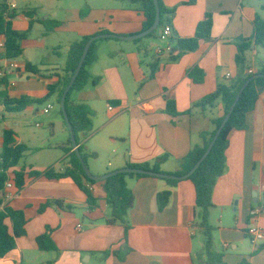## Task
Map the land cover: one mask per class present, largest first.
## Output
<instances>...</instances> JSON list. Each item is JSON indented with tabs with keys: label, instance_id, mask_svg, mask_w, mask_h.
<instances>
[{
	"label": "crops",
	"instance_id": "0c3cea01",
	"mask_svg": "<svg viewBox=\"0 0 264 264\" xmlns=\"http://www.w3.org/2000/svg\"><path fill=\"white\" fill-rule=\"evenodd\" d=\"M192 1L162 0L167 9L175 12L171 24L176 38H193L207 14L214 18L212 39L202 41L196 52L184 54L176 61L168 55H156L155 49L164 46L159 40L160 32L150 38L159 42L154 49L150 41H144L146 38L140 43L119 39L98 41L97 60L88 68L92 79L84 90L74 92L70 98L72 103L85 104L90 110L92 131L87 138L80 136L79 146L86 147L87 164L94 176L127 169L130 164L153 166L161 159L160 169L164 174L176 173L188 154L202 146V135L213 131L212 120L224 115L221 102L206 112L195 109L189 115L188 111L215 93L220 85L229 86L238 78L237 42L254 36L256 18L260 16L264 20V0ZM8 5L11 9L14 4ZM85 5L84 17L81 13L85 10L79 8L66 22L51 18L41 21L39 10L34 17L36 23L31 36L41 27L45 37L62 36L56 46L60 51L53 53L58 60L48 58L43 45L45 38L31 45L34 41L30 36L23 42L24 55L16 61L3 59L4 51L0 49V68L7 74L12 98L45 97L47 86L57 84L58 75H64L71 45L81 38L106 33L132 37L142 33L146 18L139 3L108 0L97 5L90 0ZM18 18L13 21L14 29L27 31L29 18L23 14L26 24L23 30L17 27ZM47 20L59 21L61 25L47 32L44 25ZM14 63L18 70L10 69ZM27 63L38 66L44 76L26 73ZM153 64L158 68L152 77ZM261 66H264V49L254 47L247 53V67L256 72ZM195 68L204 72L201 84L189 77ZM57 100L56 95L47 102L54 101L51 105L54 109L58 105L61 111ZM169 100L176 103L180 116L172 117L166 112ZM34 108L21 113L40 115ZM45 110V115L51 113L46 114ZM1 112L5 126L0 147L5 129L17 134L18 144H25L19 136L20 124L13 122L10 126L6 122L13 118L10 115L20 113ZM60 114L63 118L60 142H51L57 126L50 122L49 135L42 137L45 146L40 152L44 156L21 166L40 172L50 169L63 172L70 167L69 156L60 147L71 140V134ZM127 183L135 204L128 215L130 228L126 236L123 226L108 223L111 210L105 201L103 182L92 187L98 207L89 210L87 196L71 179L28 177L24 188L13 189L11 199L5 203L24 212L27 234L17 239L16 249L0 264H205L204 240L195 227L200 211L196 207L193 183L187 179L174 188L154 178L132 179ZM168 189L172 192L170 204L159 212L157 196ZM49 201H62L73 210L51 206L40 213ZM213 202L210 224L215 229L216 250L224 254V263L264 264V242L254 245L248 235L252 227L264 230V93L247 116V129L235 130L229 136L226 168L215 186ZM260 210V214L254 215ZM48 227L58 253L42 252L38 248L36 240Z\"/></svg>",
	"mask_w": 264,
	"mask_h": 264
},
{
	"label": "trees",
	"instance_id": "16d2710c",
	"mask_svg": "<svg viewBox=\"0 0 264 264\" xmlns=\"http://www.w3.org/2000/svg\"><path fill=\"white\" fill-rule=\"evenodd\" d=\"M121 1H126L131 4L139 3L141 5L146 18L142 33L154 25L156 20V7L154 0ZM159 2L161 7V26L147 38H155L165 24H171V18L175 14L173 10H169L163 5L162 0H159ZM192 3H195V0H193ZM37 13V9H29L23 12V14L29 18V28L24 32L17 31L14 29L13 21L19 16L18 12L15 9H10L8 0H0V45L3 44V59L7 61H16L22 58L25 53L23 42L28 40L31 36L33 27L36 23L34 17ZM86 13L87 10L82 11V17H84ZM44 25L47 32H53L61 25V23L56 20H47L44 21ZM254 25V36L250 39H239L237 42L238 52L236 55V64L239 68L238 78L229 86L220 85L215 93L205 97L188 111L189 115H191L192 111L195 109H200L203 112H206L209 109L216 108L217 103L221 102L224 115L212 120L213 131L202 135V146L195 148L188 154L179 171L169 174L175 177H183L188 175L195 168L208 150L239 92L251 79H253L249 82L241 95L240 101L226 127L223 129L212 152L201 164L200 168L188 179V181L193 183L196 189V207L199 209L200 214L198 221L195 223V227L204 238L203 257L205 258V264H225L224 254L217 252L215 247V229L210 224V211L215 207L213 202L215 186L219 178L225 172L226 150L228 148L229 136L235 130L247 129V116L255 110L261 95L264 93V78H255L258 75H264V66L259 67L254 74H250L247 67V53L254 47H261L264 49V20L258 16ZM213 26V15L207 14L205 19L197 26L196 34L193 38L179 39L175 37L174 33L171 42L174 44L176 54L171 56V59L176 61L184 54L196 52L200 48L202 41H209L212 39ZM98 35L83 37L71 45L64 69V75H58L59 81L57 84H49L47 86L48 93L43 98L23 96L20 99H14L9 94V80L7 74L0 77V108H3L5 113L9 114L21 113L28 108L44 105L56 95L58 96L57 102L60 104L63 94L73 78L83 56L87 43L93 37ZM140 42L141 40L136 41V43ZM97 43L98 42H95L92 45L82 71L66 100L67 112L78 144L80 143V136H83L84 138L89 136L92 131L93 122L89 107L85 104H74L70 98L74 92L84 90L92 79L88 68L97 60ZM144 52L147 55V50ZM157 68V64L152 65V77ZM1 70L2 69L0 68V72H2ZM25 72L31 75L44 76L42 70L31 63L26 64ZM189 77L194 80V82L201 84L204 80V72L195 68L190 71ZM166 112L172 117L180 116L176 103L171 100L167 103ZM61 113L63 115L62 110ZM72 147L73 143L71 140L66 145L60 147L61 150L68 154L70 167L66 168L63 172H56L54 169L40 172L32 167L26 168L25 166H21L26 153L29 151L28 146L17 143V134L13 130L5 129L3 131V143L0 147V261L16 249L17 239L23 238L27 234L26 225L28 221L24 212L15 210L5 204L4 191L8 182L12 181L15 189L20 191L24 188L28 177H45L49 180L57 181L71 179L87 196L88 209L94 210L98 207V199L95 197L92 187L99 184V182L92 181L86 176L82 163ZM80 152L87 164L89 155L86 152V147L81 146ZM92 156L94 157L95 155ZM161 161H163V159L153 166L148 163L130 164L128 169H142L154 173H163L160 169ZM143 178L159 179L147 175L122 173L103 181L106 193L105 201L111 210V217L108 220V223L111 225L123 226L125 228L126 236L130 228L128 215L135 204L134 194L129 189L127 181ZM162 180L167 183L169 188H174L184 181L174 179ZM171 197L172 192L169 189L158 194L157 204L159 212L166 210L170 204ZM51 206H57L64 210H73V207L65 205L62 201H49L42 206L40 213L44 212ZM51 232V229L48 227L46 233L38 237L36 242L40 251L58 253L59 250L51 237ZM121 258L123 259V257Z\"/></svg>",
	"mask_w": 264,
	"mask_h": 264
},
{
	"label": "rangeland",
	"instance_id": "374dc122",
	"mask_svg": "<svg viewBox=\"0 0 264 264\" xmlns=\"http://www.w3.org/2000/svg\"><path fill=\"white\" fill-rule=\"evenodd\" d=\"M87 1L90 0H8V4H14L17 7L16 11L19 14V18L16 20L17 27L19 30H23V28L26 26L25 20L23 18V12L29 9L39 10V18L41 19V21L45 20L46 18H51L66 22L67 18H70L75 10L79 8H82V10H86L87 6L85 5V2ZM105 1L108 2V0H94V3H96L97 5H103ZM68 9H70L71 11H67ZM39 29L40 30H35V32L32 34L31 39L34 42H32L31 45H36L38 40L45 38L43 45L46 47L45 49L48 58L58 60V58H55L53 53L56 51H60V49H57L56 46H58V44L60 43L62 36H59L58 34H49L47 37H45L43 28L41 27ZM144 41H150L151 49H154L155 45L159 44V42L155 39L150 40V38H146V40ZM160 47L162 46L160 45ZM53 102L54 101H51L45 103L44 105L36 106L34 108V111H40L41 113L38 116H34V112H28L25 114L20 113L10 115L13 118H8V120L6 121L10 126H13V122H18L20 124V127L18 129L19 136L26 142L25 144L28 146V148L31 149V151L26 154V157L22 161V165L24 162L31 163L37 160L39 157L42 159V157L44 156V154H41L40 152L45 146L42 137L46 133H50V122L55 123L57 126L56 136L54 139H51V142H54L56 144L60 142V139L63 137V118L60 114L61 111L59 106L57 105V107L52 110L49 115H45L43 113L47 106L51 105ZM1 111H3L2 108H0V137L5 126L3 123L4 119L2 117L3 112ZM36 124L42 125V128L36 127ZM87 166L92 173V168L90 167V165L87 164ZM200 239L204 240L202 235L200 236Z\"/></svg>",
	"mask_w": 264,
	"mask_h": 264
},
{
	"label": "water",
	"instance_id": "95a60500",
	"mask_svg": "<svg viewBox=\"0 0 264 264\" xmlns=\"http://www.w3.org/2000/svg\"><path fill=\"white\" fill-rule=\"evenodd\" d=\"M154 3H155V7H156V20H155V23L154 25L148 29L147 31L141 33V34H138L136 36H132V37H123V36H119V35H115V34H110V33H106V34H100L96 37H93L86 45L85 49H84V53H83V56L78 64V67L75 71V74L73 76V78L71 79L68 87L66 88L64 94H63V97H62V100L60 102V105H61V110L63 112V116H64V119H65V122L69 128V131H70V134H71V141L73 143V148H74V152L76 153V155L78 156V158L80 159L81 163H82V166L84 168V171L86 173V176L92 180V181H95V182H103V181H106L107 179H109L110 177H113V176H116L118 174H122V173H126V174H140V175H147V176H150V177H155V178H159V179H174V180H187L189 179L201 166V164L207 159V157L209 156V154L212 152L217 140L219 139L223 129L226 127L228 121L230 120L238 102L240 101V98H241V95L243 94L244 90L246 89V87L248 86L249 82L252 81L253 79H251L242 89L241 91L239 92L234 104L232 105L229 113L227 114L225 120L223 121L221 127L219 128V130L217 131L213 141L211 142L208 150L206 151V153L204 154V156L202 157V159L198 162V164L195 166V168L186 176H183V177H175V176H171V175H168V174H164V173H154V172H150V171H146V170H142V169H122V170H119V171H115V172H112L108 175H105V176H102V177H97V176H94L84 158H83V155L82 153L80 152V146L78 144V141L76 139V136H75V133L73 131V127H72V124H71V121H70V118H69V115H68V112H67V108H66V100H67V96L68 94L70 93L74 83L76 82L78 76L80 75L81 71H82V68L85 64V61L87 59V56L90 52V49L92 47V45L95 43V42H98L100 40H108V39H119V40H124V41H130V42H134V41H138V40H141V39H144V38H147L148 36H150L152 33H154L155 31H157L160 26H161V7H160V2L159 0H154ZM255 78H264V75H258L256 76Z\"/></svg>",
	"mask_w": 264,
	"mask_h": 264
},
{
	"label": "built area",
	"instance_id": "2783aa9c",
	"mask_svg": "<svg viewBox=\"0 0 264 264\" xmlns=\"http://www.w3.org/2000/svg\"><path fill=\"white\" fill-rule=\"evenodd\" d=\"M11 9L14 10L16 9V6L13 5L11 6ZM174 36V28L172 26V24H165L162 28H161V32L159 35V39L162 43H164V46L162 47H157V49L155 50V53L158 57H163V56H173L174 54H176L175 49H174V44L171 42L172 37ZM0 49L3 50V44L0 45ZM10 69L13 70H18L19 67L14 63L11 64ZM250 74H254L255 71L253 70H249ZM6 73H4V71L0 72V77H3ZM231 76L228 75V78H230ZM54 109V105H50L46 110L45 113L48 114L50 111H52ZM13 189H15L14 187V183L8 182L6 184L5 187V191H4V200L5 202L7 200H10L12 197V191ZM261 213L260 211H256L254 215H258ZM79 229L82 228V225L78 226ZM248 235L252 241V243L254 245H257L259 243L264 242V230L262 228L259 227H252L250 228Z\"/></svg>",
	"mask_w": 264,
	"mask_h": 264
}]
</instances>
